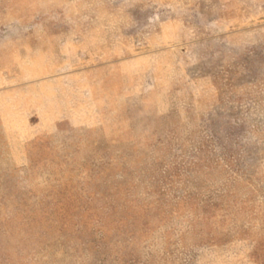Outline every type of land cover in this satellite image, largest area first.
Returning a JSON list of instances; mask_svg holds the SVG:
<instances>
[{
    "label": "rangeland",
    "instance_id": "374dc122",
    "mask_svg": "<svg viewBox=\"0 0 264 264\" xmlns=\"http://www.w3.org/2000/svg\"><path fill=\"white\" fill-rule=\"evenodd\" d=\"M0 264H264V0H0Z\"/></svg>",
    "mask_w": 264,
    "mask_h": 264
}]
</instances>
